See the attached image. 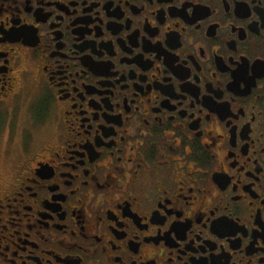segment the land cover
<instances>
[{
  "label": "flooded vegetation",
  "instance_id": "obj_1",
  "mask_svg": "<svg viewBox=\"0 0 264 264\" xmlns=\"http://www.w3.org/2000/svg\"><path fill=\"white\" fill-rule=\"evenodd\" d=\"M0 264H264V0H0Z\"/></svg>",
  "mask_w": 264,
  "mask_h": 264
},
{
  "label": "rangeland",
  "instance_id": "obj_2",
  "mask_svg": "<svg viewBox=\"0 0 264 264\" xmlns=\"http://www.w3.org/2000/svg\"><path fill=\"white\" fill-rule=\"evenodd\" d=\"M25 111H27V112H24V113L27 115L28 118H30L31 115H30L29 111L28 110H25ZM1 156H2L1 157L2 160L7 159V157H8V155H6V153L1 154ZM12 157H14V153H12L11 158Z\"/></svg>",
  "mask_w": 264,
  "mask_h": 264
}]
</instances>
